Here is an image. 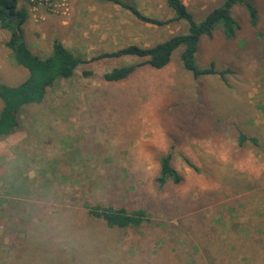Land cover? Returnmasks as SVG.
I'll return each instance as SVG.
<instances>
[{
  "label": "rangeland",
  "instance_id": "374dc122",
  "mask_svg": "<svg viewBox=\"0 0 264 264\" xmlns=\"http://www.w3.org/2000/svg\"><path fill=\"white\" fill-rule=\"evenodd\" d=\"M121 1L134 4L151 18L169 20L174 15L163 0ZM182 1L199 22L224 0ZM245 1L257 9V25L249 23L246 7L236 4L232 15L241 25L237 37L226 40L216 27L212 38L200 41L195 55L200 68L228 69L225 81L217 74L194 79L182 68L180 47L162 69L141 66L125 80L107 82L102 78L104 71L141 59L98 55L128 44L152 46L184 33L186 21L145 22L113 0H52L49 5L18 0L17 6L27 10L23 32L31 52L43 58L50 53L52 41L58 39L81 63L70 78L49 88L41 103L21 108L20 126L0 139V264H10L28 249L24 236L33 233L42 220L76 215L75 221L87 223L83 212H70L73 208L68 210L67 206L91 196L98 176H122L124 199L136 198L132 190L140 187L154 195L157 191L152 181L145 183L141 172L143 169L145 176L152 178L158 164L157 150L170 152L185 178L182 184L160 194L171 193L175 206L171 203L169 208L152 211L151 223L122 230L110 228L106 237L113 248L103 245L96 247L95 253L104 259L110 249L133 259L138 253L152 256L163 248L172 255L168 264H264V0ZM7 39L8 32L0 28V83L17 85L28 71L15 64L5 45ZM124 97L134 101V107L109 110L111 103ZM91 102L95 107L90 111L86 105ZM75 112L91 117L81 123L68 120ZM216 118L221 120L213 141L208 130ZM168 125L174 139L166 132ZM230 127L236 128L232 135L242 129L258 144L247 140L240 151L230 155L233 139L223 135ZM176 142L185 146L186 155L174 149ZM183 156L200 166L199 173L186 165ZM41 157L49 160L39 169ZM79 162L90 174L80 188L68 178L71 173L74 178L82 174ZM128 174L134 175L129 179ZM13 179L40 186L11 218L7 208L15 204L11 197ZM49 179L59 187L55 199L66 205L64 209L46 203V197L40 195L50 193ZM197 191L199 194H191ZM209 192L215 196L207 197ZM249 194L252 206L247 213ZM201 203L198 208L190 207ZM198 227L203 231L197 232ZM249 240L252 246L245 243ZM212 244L216 250L209 246ZM65 246L68 250V244L62 249ZM79 262L85 264L86 260L80 258ZM135 264L151 262L149 258L137 259Z\"/></svg>",
  "mask_w": 264,
  "mask_h": 264
},
{
  "label": "trees",
  "instance_id": "16d2710c",
  "mask_svg": "<svg viewBox=\"0 0 264 264\" xmlns=\"http://www.w3.org/2000/svg\"><path fill=\"white\" fill-rule=\"evenodd\" d=\"M113 1L128 9L139 20L151 22L156 25H162L171 20H184L188 26L184 33L174 34L166 40L157 42L149 47L128 44L114 51L98 55L97 57L132 56L141 59L137 63L115 66L110 70L104 71L102 78L107 82L125 80L141 66L162 69L170 62L172 53L180 47L179 58L182 68L190 72L194 79L202 75L217 74L225 81L224 75L229 71L228 69L216 70L213 66L200 68L196 65L195 55L200 41L204 37L208 39L212 38L216 27L221 36L226 40H233L237 37L241 25L234 15H232V8L236 4H243L246 7L249 15V23L252 26H256L258 21L257 9L251 2L245 0H224L221 5L209 11L199 22L194 20L192 13L187 9V6L182 0H163L174 13L173 17L169 20H159L145 16L132 3L121 0ZM17 3L18 0H0V28L8 32V39L5 45L10 49L15 64L26 68L28 75L17 85L0 83V139L7 137L20 126L19 111L21 108L41 103L44 100L47 90L53 87L58 80L70 78L74 74L77 66L81 63V59L75 56L58 39L52 41L51 51L47 56L41 58L32 53L25 43L23 32V23L27 18V10L23 7H18ZM134 105V101L124 97V99L120 98L111 103L109 110L110 108L121 109L123 106L124 109L132 108ZM93 106L94 102H91L86 105V108L91 111ZM87 117L91 116L84 115L81 117L79 113L75 112L69 115L68 120L73 119L75 123H81ZM220 120L221 118H216L212 127H209L208 136L213 141L217 137ZM89 121L86 120L85 122L88 123ZM230 128V131H224L223 134L224 137L227 134L231 140L233 139L229 146L230 155L233 156L238 150L240 151L246 145L247 140H250L254 145L258 144L255 137H249L242 129H238L237 134L232 135L231 132L236 128ZM166 132L167 134L169 133L168 136L171 139H174L175 136L172 135L173 131L170 125L166 128ZM174 144V149L176 147L180 153H187L186 150H183L185 146L179 147L177 142ZM155 154L158 155V164L154 175L151 176L152 178L150 179V177L145 176L143 169L141 172L145 178V183L148 180L152 181V185L157 191L154 195L149 193L145 188L140 187L132 190L134 194L136 193V198L132 196L124 199V187H122L121 183L123 181L122 176L115 173L107 177L105 174L98 176V183L95 180L91 196L76 200L71 206H67L68 210L73 208L70 212H77L78 210L83 212L85 217L88 218V222L82 223L80 222L82 220L75 221L76 215H71V218H61V216H58L56 219L50 218L48 220H42L40 224H36L37 226L33 233H28L24 236L28 241V249L23 250L17 259L11 260L10 264H81L79 262L80 258L86 260L84 262L85 264H97L99 262H103V264L104 262H108L106 264H135L137 259L143 260L146 258L150 259L151 264H168L172 255L163 248L156 251L152 256H149L150 254L140 255L138 253L133 259L126 257L125 254L123 257L117 252L112 253L110 249L108 256L104 259H101L95 253L96 249L103 245L107 248H113V245L107 241L106 237L108 236V230L110 228L122 230L140 226L144 223H151L150 215L152 211L162 210V208L165 209L166 207L169 208L168 205L171 203L174 205L175 198L171 196V193L165 195L160 194H162L165 188L167 189L172 185L182 184L185 178L174 165L170 152H160L157 150ZM183 157L186 165L193 172L199 173L201 170L200 166L194 160L186 156ZM48 160L49 158L41 157L38 166L39 169H42ZM73 165L74 162L72 161L68 167L71 168ZM77 166L80 167L82 174L74 178V175L71 173V175H68V178H72L75 185L80 188L86 184L90 174L85 170L86 168L81 162L79 164L77 163ZM44 175L48 177V172H45ZM133 175L128 174L126 178L130 179ZM45 179V177L43 179L41 178L40 182L45 181ZM10 183L13 187L12 190H14V194L11 197L15 199L13 201L15 204L10 207L8 206L7 210L12 218L19 211L22 204L29 199L30 192L40 185H36L38 183L30 181L25 184L23 179H13L10 180ZM49 184L50 193H41L40 195L46 197V203L51 202L57 204L59 209H64L66 205L62 201L55 199V196L60 193L59 187L54 185L51 180ZM36 191L40 193L39 190ZM223 191L224 189L222 193ZM191 194L197 195L199 192L197 191ZM206 195L207 197L215 196L213 192H209ZM99 196L103 198L101 201L98 198ZM248 197L249 199H246L245 211L250 213L252 206L250 205V194ZM184 199L185 201H187L186 199L189 200L188 197ZM195 199L190 200V202L195 201ZM203 203L190 207L198 208ZM174 208L180 209L179 207ZM197 229L199 233L203 231L200 227ZM200 237L203 238L201 235ZM245 243L250 246L253 245L251 240L245 241ZM66 244H68L69 249L67 250L65 246L63 250L61 246ZM209 246L216 247L213 244Z\"/></svg>",
  "mask_w": 264,
  "mask_h": 264
},
{
  "label": "built area",
  "instance_id": "2783aa9c",
  "mask_svg": "<svg viewBox=\"0 0 264 264\" xmlns=\"http://www.w3.org/2000/svg\"><path fill=\"white\" fill-rule=\"evenodd\" d=\"M32 3H43V4H51L52 0H28Z\"/></svg>",
  "mask_w": 264,
  "mask_h": 264
}]
</instances>
